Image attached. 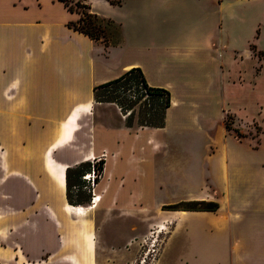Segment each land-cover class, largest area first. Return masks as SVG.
<instances>
[{
	"label": "crops",
	"instance_id": "crops-1",
	"mask_svg": "<svg viewBox=\"0 0 264 264\" xmlns=\"http://www.w3.org/2000/svg\"><path fill=\"white\" fill-rule=\"evenodd\" d=\"M88 2L92 11L120 24L118 42L106 44L69 26L81 13L69 10L62 0H0V151L6 154L9 170L23 171L20 179L26 187L23 193L0 195L5 203L0 205L1 264L117 262L124 250L101 240V217L117 208L121 214L131 209L139 215V202L149 221L161 216L146 187L140 197L138 190L122 198L119 192L110 193L104 206L92 207L94 200L83 206L67 198V172L65 186L51 174V168L67 170L92 160L95 150L98 154L109 150L90 132L93 123L79 128L93 113L95 86L139 66L149 84L171 91L164 126L203 135L214 122L207 114L210 105L223 101L226 60L242 52L255 55L256 50L264 58V0ZM106 103L126 118L117 103ZM220 117L224 118L223 112ZM149 127L160 128H140ZM103 128L104 136L114 131L109 125ZM122 128L126 134L136 128L139 134L135 125ZM152 139L151 135L148 141ZM226 166L228 153L220 169ZM218 170L217 165L214 184L208 180L205 189L190 190L177 200L220 202L228 187ZM247 200L254 248L248 255L264 259L259 237L264 231V177L251 181ZM176 211L186 213L182 223L200 213L216 214V210ZM191 224L186 229L194 233Z\"/></svg>",
	"mask_w": 264,
	"mask_h": 264
},
{
	"label": "rangeland",
	"instance_id": "rangeland-1",
	"mask_svg": "<svg viewBox=\"0 0 264 264\" xmlns=\"http://www.w3.org/2000/svg\"><path fill=\"white\" fill-rule=\"evenodd\" d=\"M259 56L261 52L256 50L255 55L242 52L236 58L226 60L223 101L210 105L207 114L214 122L212 130L203 135L181 133L165 126L140 128L137 114L141 100L133 105L136 112L134 125L139 127V134L136 135V128L126 134L122 128L126 118H122L114 105L106 103L109 101L95 99L93 113L79 128L81 131L83 126L90 127L93 123L92 128L88 127L90 132L98 144L106 142L110 151L106 155L98 154L97 150L91 154V161L99 163L103 158L105 162L101 171H85L91 174L90 179L84 178L85 174L72 173L74 199L82 198L81 190L92 191V200L103 192L99 207L107 204V194L119 192L122 198L138 190L140 197V190L146 187L161 212L159 218L149 221L141 212L139 202V215L131 209L121 214L117 208L105 218L101 217L104 219L99 228L101 240L120 245L125 253L117 262L108 264H264V259L248 255L254 249L247 203L250 183L264 177V58L260 57V61ZM132 98L137 99L136 96ZM120 110L122 112L121 107ZM129 112L122 113L126 117ZM222 112L223 119L220 117ZM226 119L232 129L226 127ZM108 125L114 131L104 136L103 127ZM151 135L153 139L148 141ZM155 142L158 144H153ZM2 150L0 195L23 193L26 188L20 179L23 171L9 170L8 159ZM227 153L229 166L222 171L220 165L226 164ZM15 160L22 162V158ZM150 162L153 164L148 165ZM217 165L218 176L220 174L222 183L228 187L223 195L225 200H220L218 210L214 211L216 214L200 213L182 223L180 219L186 213L169 206L174 203L182 207L193 205L177 198L190 190L205 189L208 180L209 185L214 184ZM190 182L196 185L192 187ZM104 187L109 188L108 191H102ZM3 204L0 201V205ZM98 213L102 214L101 211ZM190 223L194 233L186 229ZM259 237L264 246V231ZM238 238L242 241L238 242ZM149 248L152 249L147 253ZM144 256L146 260L142 263Z\"/></svg>",
	"mask_w": 264,
	"mask_h": 264
},
{
	"label": "trees",
	"instance_id": "trees-1",
	"mask_svg": "<svg viewBox=\"0 0 264 264\" xmlns=\"http://www.w3.org/2000/svg\"><path fill=\"white\" fill-rule=\"evenodd\" d=\"M71 11H78L81 16L77 20H71L68 25L76 30L84 32L95 39H101L106 44L118 42L121 32L120 24L111 17L102 16L91 10L88 0H62ZM74 1V2H73ZM113 3H120L121 0H110ZM134 90L135 93H129ZM95 99L115 101L126 114L125 124L134 125L136 117L133 105L141 100L137 121L140 126L161 127L166 123L167 109L171 105V91L163 86L149 84L144 71L139 66H134L124 72L121 76L95 86ZM104 96V99L101 97ZM136 96L137 99H133ZM153 99V100H152ZM225 125L232 129L231 123L226 119ZM105 160L100 159L99 163L91 160H83L75 166L67 167V198L73 204L83 205L92 200V191L87 193L81 190V199L75 200L71 192L72 173L78 172L82 176L85 171L103 170ZM92 169V170H91ZM91 170V171H90ZM184 202V201H183ZM193 205L186 207L178 203L171 204L169 207L174 209H195V210H216L219 202L214 200H185ZM84 206V205H83Z\"/></svg>",
	"mask_w": 264,
	"mask_h": 264
},
{
	"label": "bare ground",
	"instance_id": "bare-ground-1",
	"mask_svg": "<svg viewBox=\"0 0 264 264\" xmlns=\"http://www.w3.org/2000/svg\"><path fill=\"white\" fill-rule=\"evenodd\" d=\"M52 165H54V164H52ZM51 172H52L51 174L57 180L58 184H60L61 186L66 185V167H63V168L58 167V168H53V169L51 168ZM101 198H102V195H96V197L93 199L94 201L91 203V206L93 207V206L98 205Z\"/></svg>",
	"mask_w": 264,
	"mask_h": 264
},
{
	"label": "built area",
	"instance_id": "built-area-1",
	"mask_svg": "<svg viewBox=\"0 0 264 264\" xmlns=\"http://www.w3.org/2000/svg\"><path fill=\"white\" fill-rule=\"evenodd\" d=\"M102 154H103V155H106V154H107V150L104 149V150L102 151ZM84 178L90 179V178H91L90 173L85 174V175H84ZM93 199H94V197H93ZM151 249H152V248H149L148 251H147V253L150 252ZM145 260H146V256H144L143 259L141 260L142 263H143Z\"/></svg>",
	"mask_w": 264,
	"mask_h": 264
}]
</instances>
